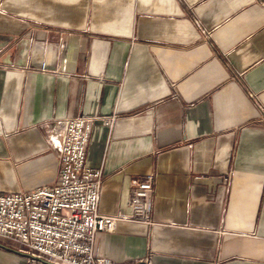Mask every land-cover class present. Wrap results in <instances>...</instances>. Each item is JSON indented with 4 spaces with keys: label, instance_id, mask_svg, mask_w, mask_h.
<instances>
[{
    "label": "crops",
    "instance_id": "0c3cea01",
    "mask_svg": "<svg viewBox=\"0 0 264 264\" xmlns=\"http://www.w3.org/2000/svg\"><path fill=\"white\" fill-rule=\"evenodd\" d=\"M0 33L58 50L51 71L0 64L1 193L52 184L53 122L92 116L99 210L128 213L151 175L154 222L98 233L95 255L264 264V0H0ZM0 264L49 263L0 237Z\"/></svg>",
    "mask_w": 264,
    "mask_h": 264
},
{
    "label": "built area",
    "instance_id": "2783aa9c",
    "mask_svg": "<svg viewBox=\"0 0 264 264\" xmlns=\"http://www.w3.org/2000/svg\"><path fill=\"white\" fill-rule=\"evenodd\" d=\"M115 116L103 119L108 127ZM95 118L55 120L49 137L58 151V176L52 184L25 191L0 192V237L21 246L29 260L49 264H106L95 255L98 233H113L119 222L153 225L149 175L131 179L128 213L99 210L103 173L86 164L87 143Z\"/></svg>",
    "mask_w": 264,
    "mask_h": 264
},
{
    "label": "water",
    "instance_id": "95a60500",
    "mask_svg": "<svg viewBox=\"0 0 264 264\" xmlns=\"http://www.w3.org/2000/svg\"><path fill=\"white\" fill-rule=\"evenodd\" d=\"M57 56L58 50L52 43L43 45L29 37L16 38L14 35L0 33V64L51 71L57 68Z\"/></svg>",
    "mask_w": 264,
    "mask_h": 264
}]
</instances>
